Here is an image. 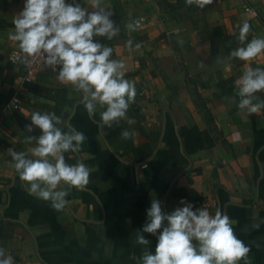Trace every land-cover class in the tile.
I'll return each instance as SVG.
<instances>
[{
	"label": "crops",
	"instance_id": "0c3cea01",
	"mask_svg": "<svg viewBox=\"0 0 264 264\" xmlns=\"http://www.w3.org/2000/svg\"><path fill=\"white\" fill-rule=\"evenodd\" d=\"M70 1L0 0V264H264V0H78L110 38L66 30ZM56 20L59 71L6 110L9 53Z\"/></svg>",
	"mask_w": 264,
	"mask_h": 264
},
{
	"label": "built area",
	"instance_id": "2783aa9c",
	"mask_svg": "<svg viewBox=\"0 0 264 264\" xmlns=\"http://www.w3.org/2000/svg\"><path fill=\"white\" fill-rule=\"evenodd\" d=\"M67 7L63 5L62 11ZM244 11L248 12L249 8L244 6ZM58 21L56 20L49 25L44 26L42 37L40 39L29 42L21 50L11 51L7 57L11 64L20 67L22 74L19 78V85L16 93L10 98L6 110H18L21 104L20 89L31 83L38 74L44 71L58 72L61 66L60 53L55 44V32L57 30ZM148 18L137 17L133 19L130 29L132 31L141 28L147 24ZM37 180H41L43 173L37 171L34 173ZM198 207H205L206 202L203 199H197Z\"/></svg>",
	"mask_w": 264,
	"mask_h": 264
},
{
	"label": "trees",
	"instance_id": "16d2710c",
	"mask_svg": "<svg viewBox=\"0 0 264 264\" xmlns=\"http://www.w3.org/2000/svg\"><path fill=\"white\" fill-rule=\"evenodd\" d=\"M117 17L118 12L113 9L81 12L79 10L78 0H71L63 10V20L66 30L71 31L77 37L99 34L100 37L110 38L112 35L110 23ZM91 64L92 63L87 65ZM233 89L234 86L229 80L228 82H221L218 84V90L223 95H231ZM181 133L187 154L210 148L213 145L208 134L200 132L196 127H183L181 128Z\"/></svg>",
	"mask_w": 264,
	"mask_h": 264
}]
</instances>
